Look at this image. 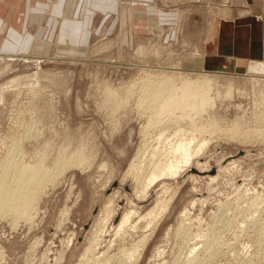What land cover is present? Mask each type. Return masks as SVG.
Segmentation results:
<instances>
[{
  "label": "rangeland",
  "instance_id": "rangeland-1",
  "mask_svg": "<svg viewBox=\"0 0 264 264\" xmlns=\"http://www.w3.org/2000/svg\"><path fill=\"white\" fill-rule=\"evenodd\" d=\"M127 4H112L117 8L109 17L87 19L91 35L79 49L57 40L61 17L51 10L37 28L30 20L21 30L14 14L3 17L10 5L0 3V187L23 188L16 175L28 168L48 173V180L28 187L30 209L23 218L1 212L0 264H80L111 202L115 215L102 249L120 217L133 211L130 226H136L124 247L140 250L146 240L136 264H184L187 258L194 264H264V75L247 73L250 63L264 60L236 71L216 64L205 42L197 45L208 26L196 18L202 14L194 12L195 2L121 15ZM51 7L64 18H79L90 5ZM263 14L264 5L254 21L262 22ZM203 77L212 85L206 99L214 105L197 120L202 133L189 135L205 147L182 174L177 168L172 176L163 166L145 200L136 199L137 185L125 174L145 141L148 147L158 139L176 143L175 129H192L178 111L169 121L149 97L166 79L178 89ZM150 211L159 215L156 225L149 224ZM207 237L219 246L205 252Z\"/></svg>",
  "mask_w": 264,
  "mask_h": 264
},
{
  "label": "bare ground",
  "instance_id": "bare-ground-1",
  "mask_svg": "<svg viewBox=\"0 0 264 264\" xmlns=\"http://www.w3.org/2000/svg\"><path fill=\"white\" fill-rule=\"evenodd\" d=\"M247 73L248 74L264 75V63H259L256 61L250 63L248 65ZM187 78H189V77H187ZM207 79L208 78L203 77L200 81L198 80V81H194L192 83L190 81L188 82L186 80L189 84L187 82H186L187 84L182 82L183 83L182 86H180L178 89H177V87H174L171 79H166L162 83L161 89L159 91L160 94L156 93L158 91L156 89L157 91L155 90L156 92L154 94H152L151 97H149L148 103L151 104L152 106H154L155 110H160L161 113L168 114V116H169L168 120L169 121L172 118L173 114L176 111H178L181 113L180 114L181 116L179 117V119L180 118L187 119L188 126L191 125L192 129H189V127L186 128L187 130H184L182 128L183 130L177 131V129H175L176 130L175 136H177L176 138L178 139V141H176V143L173 142L175 144H173L172 142H171L172 144L169 143L172 146L167 144L165 141H161V139H158L157 143H155L156 146L152 145L154 147H152V146L148 147L149 145H146L147 143L145 141V143H144L145 145L143 144L144 146H142V147H144L143 151L138 152L135 160H133V162H135V163L130 166L129 170L125 174V175L132 177L135 181V184L137 185V188H135V190L133 192L136 199L143 200L147 191L153 185H155L158 182L157 174L161 173L163 166L169 165V167H170L169 172L172 176L175 175V170L177 168L181 169L180 174H182L190 168L192 161L199 156L201 148L203 147V145L206 141L203 144L201 143L202 145L199 146V143L195 141V138H194L195 136L194 135L190 136V135L193 132H194V134H198L199 132H201L203 130L201 124L198 125V121L201 120V119L198 120V118H200L203 115L204 110H205V108H207V106L212 108V106L214 105V104L209 102L208 98L206 99V95L209 94L208 92L210 90V87L212 86V85L210 86V82H209L210 80H207ZM162 91L164 92L163 95L161 94ZM190 93H193L192 96H188ZM228 95H230V94H228ZM211 101L213 102V100H211ZM161 113H159V114H161ZM155 115H157V114H155ZM170 116H171V118H170ZM175 117H177V116H175ZM180 121H182V120H180ZM169 123L170 122H168V124ZM176 123H177V121H176ZM155 125H156V123H155ZM205 126H207V125H205ZM147 128H149V127H147ZM205 129H207V128H205ZM145 131H147V130H145ZM165 132H167V131H165ZM209 132H207V134ZM189 133H190V135H189ZM188 135L190 138H188ZM171 138H173V137H171ZM143 140H146L145 137ZM168 141H170L169 138H168ZM193 146H195V147L193 148ZM166 147H168V148H166ZM204 147H205V145H204ZM17 174H18V175H16L17 176V184L22 185L24 187L23 188L17 187V189L14 190V192L13 191L12 192L11 191L6 192V191H4V189L2 187H0V192H5V193H3V195L0 194V214L3 210H4V212H6L5 209H7V210L13 212L16 216L23 218L26 211L28 212V209H30L27 199L32 192L30 191V189H28V187H31V189H35L41 182L48 180V173H46L43 168L37 167L36 169H34V168L29 169L28 168L25 171H21V173L17 172ZM214 179H215L214 177L211 178V180H214ZM12 197H14V198L11 199ZM169 202L167 203V205L163 204L164 206H162V208H160L161 214L168 209ZM111 204H112V202H111ZM111 204L107 205L108 207L105 209L106 211L104 212V213H106V215L104 216V220L101 219L100 225H97V232L95 231L96 233L92 234L90 236V238L87 240V248L84 252V255L81 257L80 264H136L139 261V259L141 258L142 251L145 247L144 245L146 243V240L145 241L143 240L144 242L141 243L142 246H140V248H141L140 250H138L139 247L137 246V244L136 245L130 244L131 246H129V247L126 246L127 248L124 247V245H126V241L128 240L129 236H131L130 230L133 229L134 224L132 223L133 225L130 226L131 219L133 216V211L126 212L125 214H123L120 217L119 220H118V218L115 219L116 221L118 220V222L116 223V226H114L116 229L114 231L115 233L113 234V238L111 239V241H109V243H107L104 250L102 249V246L104 243V234H105L106 228L108 226L109 221H111L115 215V213H114L115 211L112 210L113 205H111ZM159 204H161V203L159 202ZM146 217L151 218L152 221H150V223H149L151 225V224L155 223V221L159 218V215H155L153 211H150L149 213H147ZM140 219H142V218L140 217ZM154 225H156V223ZM135 226L136 225H134V227ZM147 229H149V228L147 227ZM145 239H147V238H145ZM215 239L216 238H214V240ZM208 240H209V238L206 239V241H204L205 246L203 248L204 249L203 251H205V252H207L208 249H211L213 243L215 244V241L213 239L209 240L210 242H207ZM216 241H218V240H216ZM202 244H204V243H202ZM216 245H218V244H215V246ZM119 247H121V248H119ZM115 248H117L116 250H118V252L116 254H113V251L115 250ZM192 252H193V250H192ZM185 261L186 262L184 264H194L192 259L189 260V258H187ZM195 263H196V261H195ZM57 264H59V263H57Z\"/></svg>",
  "mask_w": 264,
  "mask_h": 264
},
{
  "label": "crops",
  "instance_id": "crops-1",
  "mask_svg": "<svg viewBox=\"0 0 264 264\" xmlns=\"http://www.w3.org/2000/svg\"><path fill=\"white\" fill-rule=\"evenodd\" d=\"M186 1L188 0H0V3L10 5L5 8L3 17L11 18V14H14L21 30L31 25L29 24L30 20L35 22L34 26L37 28L41 16H43L45 11L50 12L51 10V16L55 18L56 16L61 17L57 40L65 41L75 48L86 49L85 42L88 41L87 38L91 33L88 30L90 24L85 23V21L87 22L88 19L91 22L97 14L107 17L111 16L112 12H114L113 10L117 8L115 5L111 6L112 4L128 3V6L131 5L130 7L122 6L120 8L121 15L129 16L131 13L132 15L139 13L144 6L149 11L151 7H156L157 4L171 8L173 5L182 4ZM190 1L195 2L197 5L194 12H197L199 16L202 14V16H196V18L201 19L203 24L208 26V29L206 27L207 30L205 29L203 33L202 40H197V45H199V42H205L203 45H207V49L213 53V60L216 61V64L222 63L224 66L236 71L242 69L245 64L252 60H264V14L262 22L256 23L254 21L255 15L259 13L264 5V0ZM79 2L90 5L89 8L87 7L81 13L79 18H64V16L60 15L61 12L59 10L55 13L53 7H51V4L54 3L74 5ZM129 2L131 3L129 4ZM13 3L24 4V7H13ZM131 7L137 8V10L133 9L132 11ZM83 14L84 16H82ZM79 19L81 20L79 21ZM196 27L198 25L192 27V29ZM9 29L8 32L10 34L11 28ZM192 33L193 31H189L190 36H192ZM22 35L24 36L23 38L19 37L21 41L22 39L24 42L28 40L26 33ZM18 45H20V42ZM204 49L205 47L200 48L201 51Z\"/></svg>",
  "mask_w": 264,
  "mask_h": 264
},
{
  "label": "built area",
  "instance_id": "built-area-1",
  "mask_svg": "<svg viewBox=\"0 0 264 264\" xmlns=\"http://www.w3.org/2000/svg\"><path fill=\"white\" fill-rule=\"evenodd\" d=\"M258 19V18H257Z\"/></svg>",
  "mask_w": 264,
  "mask_h": 264
}]
</instances>
